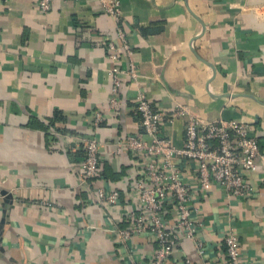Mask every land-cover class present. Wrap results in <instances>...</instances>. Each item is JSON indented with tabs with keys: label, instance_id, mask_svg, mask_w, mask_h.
I'll use <instances>...</instances> for the list:
<instances>
[{
	"label": "crops",
	"instance_id": "crops-1",
	"mask_svg": "<svg viewBox=\"0 0 264 264\" xmlns=\"http://www.w3.org/2000/svg\"><path fill=\"white\" fill-rule=\"evenodd\" d=\"M120 2L139 76L122 78L113 111L110 71L129 60L110 58L117 24L97 0H55L47 13L39 0H0V264H149V235L129 242L131 259L109 231L124 225L141 170L131 152L114 154L116 143L143 135L141 94L166 114L180 104L203 120H244L264 151V0ZM185 122L162 126L178 146ZM93 137L101 177L88 189L79 164ZM250 178L258 192L248 199L217 184L205 198L195 193L206 256L184 240L166 264H226L229 231L241 264H264V170ZM103 181L120 189L114 210L96 202Z\"/></svg>",
	"mask_w": 264,
	"mask_h": 264
},
{
	"label": "built area",
	"instance_id": "built-area-1",
	"mask_svg": "<svg viewBox=\"0 0 264 264\" xmlns=\"http://www.w3.org/2000/svg\"><path fill=\"white\" fill-rule=\"evenodd\" d=\"M97 1L117 24L119 44L108 43L110 58L119 61L123 55L129 60L127 70L115 66L110 71L114 93L110 106L117 111L115 95L122 78L129 76L136 80L139 73L129 32L124 27L120 0ZM54 2L39 0L40 10L49 12ZM134 110L143 135H129L116 143L114 154L120 156L124 150L131 152L140 162L141 170L131 187L132 207L125 211L124 225L117 224L109 231L118 236L131 259L135 248L129 242L149 235L156 243L149 264H166L184 240L191 241L198 255L205 257L208 246L198 238L199 224L194 220V214L199 212L195 193L205 198L215 184L239 199H248L257 193L250 177L264 170V151L259 140L244 120L207 121L180 104L171 114H166L157 110L144 94L136 98ZM178 117L186 119L182 146L166 137L162 129L165 120ZM103 119L104 116L97 114L96 124ZM84 153L79 165L84 183L90 189L92 182L101 177V149L96 137L86 142ZM96 202L106 210H114L121 203L119 187L103 181L97 189ZM224 242L226 264H241L238 234L229 231ZM184 262L191 264L188 258Z\"/></svg>",
	"mask_w": 264,
	"mask_h": 264
}]
</instances>
